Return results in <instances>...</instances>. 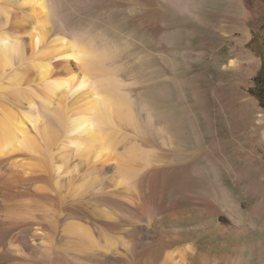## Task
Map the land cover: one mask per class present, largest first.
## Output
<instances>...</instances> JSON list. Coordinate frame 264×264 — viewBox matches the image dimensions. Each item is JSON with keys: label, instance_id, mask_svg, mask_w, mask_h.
I'll use <instances>...</instances> for the list:
<instances>
[{"label": "bare ground", "instance_id": "obj_1", "mask_svg": "<svg viewBox=\"0 0 264 264\" xmlns=\"http://www.w3.org/2000/svg\"><path fill=\"white\" fill-rule=\"evenodd\" d=\"M75 2L0 0V264H240L236 226L264 215L243 210L231 164L223 195L186 172L203 151L176 156L148 100L102 63L107 36L69 19ZM20 60L34 71L6 90ZM220 238L227 250L212 252Z\"/></svg>", "mask_w": 264, "mask_h": 264}, {"label": "rangeland", "instance_id": "obj_2", "mask_svg": "<svg viewBox=\"0 0 264 264\" xmlns=\"http://www.w3.org/2000/svg\"><path fill=\"white\" fill-rule=\"evenodd\" d=\"M129 2L133 0H76L67 10L73 23L107 36L113 54L102 63L115 62L112 72L121 85L148 100L173 134L176 156L203 151L204 159L191 161L186 172L202 173L209 191L213 180L219 181L223 195L231 164L243 210L254 208L253 214L264 215V108L255 93L263 49L253 43L254 30L264 34L259 27L264 1ZM33 71L27 62L16 61L2 80L9 82L6 90L24 86L23 76ZM192 185L200 188L197 182ZM221 218V225L230 226L228 214ZM199 223L196 217L182 227ZM238 224L231 244L242 254L240 264H258L251 251L264 246V227ZM214 249L223 253L227 246L220 238Z\"/></svg>", "mask_w": 264, "mask_h": 264}, {"label": "flooded vegetation", "instance_id": "obj_3", "mask_svg": "<svg viewBox=\"0 0 264 264\" xmlns=\"http://www.w3.org/2000/svg\"><path fill=\"white\" fill-rule=\"evenodd\" d=\"M259 27L264 28V14L262 17V23ZM253 39H254L253 43L258 48L263 49V52L259 56L260 57V66H259V72H258L259 74H257V76L255 78V87H256L255 93H256L257 97L260 99L262 106L264 108V34L258 32V31L256 32L254 30Z\"/></svg>", "mask_w": 264, "mask_h": 264}]
</instances>
